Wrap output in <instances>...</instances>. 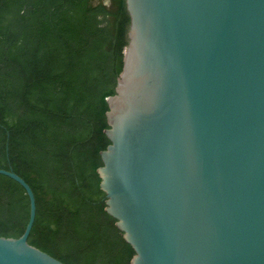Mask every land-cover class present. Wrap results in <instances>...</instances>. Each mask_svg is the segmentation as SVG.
Returning <instances> with one entry per match:
<instances>
[{
  "label": "water",
  "instance_id": "95a60500",
  "mask_svg": "<svg viewBox=\"0 0 264 264\" xmlns=\"http://www.w3.org/2000/svg\"><path fill=\"white\" fill-rule=\"evenodd\" d=\"M100 187L131 264H264V0H126ZM0 236V264H67Z\"/></svg>",
  "mask_w": 264,
  "mask_h": 264
},
{
  "label": "trees",
  "instance_id": "16d2710c",
  "mask_svg": "<svg viewBox=\"0 0 264 264\" xmlns=\"http://www.w3.org/2000/svg\"><path fill=\"white\" fill-rule=\"evenodd\" d=\"M126 0H0V168L34 191L29 242L67 264H131L98 168L108 97L128 45ZM30 198L0 174V236L20 237Z\"/></svg>",
  "mask_w": 264,
  "mask_h": 264
}]
</instances>
